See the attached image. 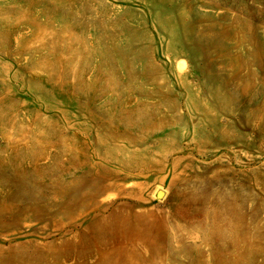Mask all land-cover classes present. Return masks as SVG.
I'll return each mask as SVG.
<instances>
[{
    "label": "rangeland",
    "instance_id": "374dc122",
    "mask_svg": "<svg viewBox=\"0 0 264 264\" xmlns=\"http://www.w3.org/2000/svg\"><path fill=\"white\" fill-rule=\"evenodd\" d=\"M215 261L264 264V0H0V264Z\"/></svg>",
    "mask_w": 264,
    "mask_h": 264
},
{
    "label": "bare ground",
    "instance_id": "6f19581e",
    "mask_svg": "<svg viewBox=\"0 0 264 264\" xmlns=\"http://www.w3.org/2000/svg\"><path fill=\"white\" fill-rule=\"evenodd\" d=\"M257 115V114H256ZM240 191V190H239ZM235 192V191H234ZM181 197V196H180ZM220 199V200H223V202H224V200H225V198H227L226 197V193H222L221 195H220V197H217V199ZM234 198V197H233ZM185 199H186V201H188V202H190V203H194V204H197V205H200L199 207H197V206H195V209H203V207H202V202L204 201L203 200V196L201 195V196H199V193H197L196 192V190H195V188H192V189H190L189 191H188V193H187V195L185 194ZM230 200V199H229ZM218 203V202H217ZM188 204V203H187ZM193 205V204H192ZM213 206V205H212ZM216 206V205H215ZM220 206V205H219ZM222 206L223 207H221V208H223L224 209V207H226V208H229L228 210H230V207L228 206V204L227 203H224V205L222 204ZM225 208V209H226ZM262 208V207H261ZM218 210V209H217ZM170 214H172V213H170ZM216 214V213H215ZM224 215V214H223ZM233 215V214H232ZM185 216V215H184ZM177 217V216H176ZM224 217H226V216H224ZM116 218V216H114L113 217V220L111 221V222H107L106 224H105V228H106V230H108V229H110V228H121L122 227V222H121V220L120 219H115ZM222 218V217H221ZM187 220V219H186ZM119 221V222H118ZM246 221V220H245ZM217 222V221H216ZM241 221H239V223H240ZM228 224V223H227ZM242 224V223H241ZM186 225V224H185ZM213 225V224H212ZM189 226V225H188ZM257 228V227H256ZM208 229V228H207ZM249 229V228H248ZM213 231V230H212ZM205 233H206V231H204ZM263 233V232H262ZM248 234V233H247ZM241 238V237H240ZM225 241V240H224ZM251 245V244H250ZM198 248V247H197ZM187 249H188V247H187ZM190 250V249H189ZM192 250V249H191ZM199 250V249H198ZM256 250V249H255ZM194 251V250H193ZM200 252V251H199ZM240 252V251H239ZM242 253V252H241ZM196 255V254H195ZM253 256V255H252ZM194 257V256H193ZM218 257V256H217ZM216 263L215 264H217V261H215ZM212 264V263H211Z\"/></svg>",
    "mask_w": 264,
    "mask_h": 264
},
{
    "label": "water",
    "instance_id": "95a60500",
    "mask_svg": "<svg viewBox=\"0 0 264 264\" xmlns=\"http://www.w3.org/2000/svg\"><path fill=\"white\" fill-rule=\"evenodd\" d=\"M162 194H163V192H162L161 190H159V191H157L156 196L159 197V196H161Z\"/></svg>",
    "mask_w": 264,
    "mask_h": 264
}]
</instances>
